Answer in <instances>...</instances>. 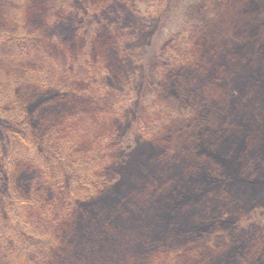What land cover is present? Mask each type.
<instances>
[{
	"label": "trees",
	"instance_id": "1",
	"mask_svg": "<svg viewBox=\"0 0 264 264\" xmlns=\"http://www.w3.org/2000/svg\"><path fill=\"white\" fill-rule=\"evenodd\" d=\"M195 3L199 7L192 19L188 12ZM75 5L81 6L82 1L0 0V264H230L236 257L228 232L230 219L222 208L214 214L215 205L230 202L242 185L254 196V205L264 206V0H176L175 11L188 12L164 13L152 49L157 64L150 87L158 93L160 78L169 74L171 81L162 89L179 91V98L169 99L176 116L169 112L162 116V125H168L167 133L171 134L160 149L168 154L170 149L178 151L187 159L175 161L172 174L158 175L150 182L153 186L146 187V192L151 191L148 198L153 213L141 232L138 230L144 222H134L133 218L144 217L147 209L133 204L134 193L131 197L111 195V203L118 201L132 219L115 216L112 221L110 216L112 222L102 220L93 231L95 238L90 228L102 218L93 208V213L74 227L75 236L70 238L82 243L77 254L81 256L69 259L61 253L58 259L50 260L59 253L55 252L57 242L63 239L62 228H67L68 212L79 203V194L77 199L75 190L60 187L64 174L57 176L55 169L61 164L52 159V170L44 166L43 149L51 155L54 148L59 155L62 149L70 150L62 147V136H88L91 130L99 129L90 107L94 100L89 97L88 105L80 106L78 97L89 95L87 77L91 72L108 62L118 76L115 64L121 65V45L115 49L117 38L107 32L88 39L93 61L78 65L79 71L72 59L83 43L73 46L72 37L63 43L45 40L40 30L43 24L59 21L62 10L71 12ZM161 42L167 46L159 50ZM225 52L234 53L239 60L227 63ZM196 64L202 69L194 70ZM185 74L191 75L194 84L209 83L206 94L215 89V96L204 97V89L197 87L181 89ZM140 94L139 100L142 89ZM216 106L218 110L211 117L207 115ZM196 116L204 119L195 123ZM176 117L183 121L174 130ZM209 117L216 120L213 125ZM185 130L182 137L196 135L201 142L205 135L211 141L216 139L224 153L219 152L213 164L207 158L215 150L207 147L208 153L197 156L196 150L206 146L196 145L194 139L181 149L174 136ZM80 142L90 144L91 136L75 139L72 147L77 148ZM51 144L54 147L49 148ZM94 172L88 173L89 184L78 180L77 185L99 183L92 178ZM55 181L59 187L49 188ZM106 181L102 178V186H97L99 198L107 193ZM50 196L67 212H54ZM254 217L250 220L258 232L249 239L247 260L264 264V226H257L261 220ZM131 236L135 238L130 247L124 246L123 241ZM142 237L146 241H141ZM174 241L176 248L167 249ZM108 248L120 249L114 255Z\"/></svg>",
	"mask_w": 264,
	"mask_h": 264
},
{
	"label": "rangeland",
	"instance_id": "2",
	"mask_svg": "<svg viewBox=\"0 0 264 264\" xmlns=\"http://www.w3.org/2000/svg\"><path fill=\"white\" fill-rule=\"evenodd\" d=\"M81 1L82 5H75L74 10L71 12L62 10L61 16L63 17L59 21L52 20L44 23L40 28V30L42 29V36L50 43L52 41L63 43L70 37H72L73 46L83 43L81 48V45H78L79 49L75 51L77 57L72 59L73 67L79 71L78 65L88 64L89 60L93 61V51L86 45L88 39L93 40L94 38L95 40L97 34L107 32L117 38L115 49L121 45V65L117 66L115 64L117 70H119L118 76L114 74L113 68L108 62H105L94 73L91 72L87 77L89 95L86 99H84L83 94L78 97L80 106H87L89 97L94 100L90 107L95 113L92 116L95 117L99 129L91 130V133H88V136H91L90 144L80 142L81 146L72 147L75 139L88 138L87 133H81L74 137L72 135L71 138L62 136L64 140L62 147H70L69 151L62 149L61 154L55 155L54 148H51L52 152L49 155L47 148L43 149L44 155L41 160L44 166L50 167L52 170L55 165L52 159H58L61 164L55 169L57 176L58 173L64 174L60 187H64L65 191L75 190L77 199L79 194V203L76 202L77 206L68 212L71 215L68 219L69 224L67 228H62L63 239L57 242L55 252L59 251V253L52 256L50 260L58 259L61 253L66 254L69 259L72 256L76 258L81 256L77 254L82 251V243L76 240L72 242L70 238L75 236L74 227L78 228L83 218L89 217L93 213V208L97 210L94 213H101L102 218L101 220L96 219L90 228V234L95 238H97V234L93 231L102 220L104 223H110L115 220V216L119 218L124 216L127 220L132 219L130 215H126L123 206L118 201L115 200L111 203V195L127 194L131 197L134 193L136 200L133 204L141 209L143 206L147 209L148 212L144 217L138 215L133 218L134 222H144V225L138 230V232H141L145 224L148 223V217L152 216L153 213V204L148 198L151 191L146 192V187L148 185L152 187L153 184L150 182L158 175L172 174L175 161L183 163V160L187 159L184 155H180L181 153L178 151L170 149V154H168L166 150L160 149L162 144L165 143L164 138L171 134L167 133L169 126L162 125L165 122L162 120V116L167 112L176 116L177 113L172 108L173 104L169 99L179 98V91L175 93L169 91L168 93L162 89L166 82L171 81L169 74H165L160 78L161 96H159L160 91L154 93V90L152 91L150 87L151 74L155 72L157 64V59L152 55L154 42L157 40V24L163 18L164 13L169 10L172 11L171 16L187 10L175 11L176 0ZM196 6L199 7L196 3L193 4L189 12L187 11L192 19H195V15L192 16V14L195 12ZM107 43L111 44V39ZM157 46H159V50H162L167 45L165 42H161ZM225 53L228 55L227 63L232 59L239 60V57L234 53ZM112 54H109L110 60L113 58ZM189 65H193L192 61L189 62ZM198 66V64L194 65V70L202 69H199ZM202 71L204 73L205 70ZM178 76H180V72L177 73L175 79ZM185 76L186 81H182L184 85L181 89L184 87L186 91L188 88L193 90L195 87L204 89V97H206V89L209 83L204 86L194 84L193 80L190 81V74H185ZM141 89L143 96L139 100ZM207 92V96H215L217 90L210 89ZM184 94L185 92L182 91L181 95ZM226 98L227 96L221 101L226 100ZM217 110L216 106L213 112H207V115L211 117ZM210 117L208 120L213 125L216 120L214 118L210 119ZM203 119L204 116L193 118L195 123H197V120ZM182 121V118L176 117L174 130L178 129ZM185 133L186 130L183 134L178 133L179 136H174L175 140L179 141L177 142L178 145H182L181 149L191 145L194 139L196 145L206 146L196 150L195 154L197 156L208 153L207 147L215 150L216 153L211 154V158H207L211 163H213L212 160L218 158L219 152L224 153L222 150L224 147H221L216 139L212 138L211 141V137L205 135L203 142H201L196 135L182 137ZM53 143L57 144L55 141ZM50 147H54V145L51 144ZM195 154H193V157ZM193 157L190 158L193 159ZM93 172L94 176L92 178H97L99 183L84 187L77 185L78 180L89 184L88 173L91 175ZM102 178L106 179V184H108L104 188V192L107 193L100 196V198H105L103 201L98 197L97 191V186H102L100 183ZM135 181L139 182V185H136ZM52 186L59 187V184L56 181L49 183V188ZM48 189L45 191H48ZM253 199L254 196H251L250 191L246 190V186L241 185V189L233 195L230 202L225 201L221 205H215L214 214L219 213L222 208L230 219L228 232L232 241L234 256H236L230 264H251V261L247 260L249 253L247 246L249 239H253L258 231L256 232L255 227H252L250 218L254 216V218H259L261 221H258L257 226H264V206L254 205L255 201ZM52 201L55 207L54 212L58 215L67 212L64 206H60L57 201L53 200V196H50L49 203L51 204ZM110 216H113L112 221L109 219ZM106 225L108 227L109 224ZM136 235H138L137 232H135V237H137ZM135 237L131 236L123 241V245L130 247L129 242ZM141 241H146V238L142 237ZM121 243L122 241L119 238L118 244L121 245ZM176 246L177 244L174 241V244L169 243L166 248L172 249ZM119 249L108 248V251L116 255Z\"/></svg>",
	"mask_w": 264,
	"mask_h": 264
}]
</instances>
